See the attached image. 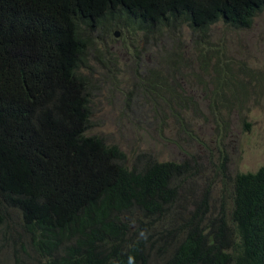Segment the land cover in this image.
Wrapping results in <instances>:
<instances>
[{"label":"trees","instance_id":"16d2710c","mask_svg":"<svg viewBox=\"0 0 264 264\" xmlns=\"http://www.w3.org/2000/svg\"><path fill=\"white\" fill-rule=\"evenodd\" d=\"M264 0H0V247L11 264H264V164L231 179L230 209L157 227L185 163L125 165L88 127L79 33L106 21L143 35L220 21L249 28ZM183 176V175H182ZM177 208V207H176Z\"/></svg>","mask_w":264,"mask_h":264},{"label":"rangeland","instance_id":"374dc122","mask_svg":"<svg viewBox=\"0 0 264 264\" xmlns=\"http://www.w3.org/2000/svg\"><path fill=\"white\" fill-rule=\"evenodd\" d=\"M106 21L78 25L88 127L84 136L116 147L126 166L145 158L185 163L176 184L177 207L153 219L157 227L195 208L230 209V179L264 164V9L247 29L220 21L198 37L185 27L143 35ZM12 245L0 247L11 264Z\"/></svg>","mask_w":264,"mask_h":264}]
</instances>
